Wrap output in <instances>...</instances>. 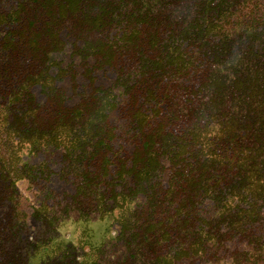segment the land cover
Wrapping results in <instances>:
<instances>
[{"label": "trees", "instance_id": "16d2710c", "mask_svg": "<svg viewBox=\"0 0 264 264\" xmlns=\"http://www.w3.org/2000/svg\"><path fill=\"white\" fill-rule=\"evenodd\" d=\"M49 145L61 212L118 210L116 264H264V0H0V264H27L15 183L46 170L19 152Z\"/></svg>", "mask_w": 264, "mask_h": 264}, {"label": "rangeland", "instance_id": "374dc122", "mask_svg": "<svg viewBox=\"0 0 264 264\" xmlns=\"http://www.w3.org/2000/svg\"><path fill=\"white\" fill-rule=\"evenodd\" d=\"M54 59L66 65L70 60L69 51L55 54ZM50 73L52 76L56 73L55 66ZM56 84L62 85L59 81ZM32 92L37 101L44 102L45 95L39 84L32 87ZM9 98L10 96L5 97L4 102ZM77 100L78 97L75 96L68 104L72 105ZM19 155L21 165L35 168L43 165L46 170L44 173L35 170L31 178L16 180L23 229L7 247L11 245V249L19 250L27 264H36L40 259L53 262L59 255L65 256V260H73V264H116L125 253L118 237V210L103 217L93 213L86 219L78 210L61 212L62 202L66 199L67 202L71 201L70 196L75 193L76 182L79 180L76 177L78 172L65 159V151L49 145L37 151L21 148ZM142 200V196L133 200L131 208H136ZM10 203V200L2 202L3 209L8 208ZM35 244L47 253L35 249ZM169 248L174 251L176 243H171ZM189 261L190 264H231L233 259L225 255L218 260L214 257H199L190 258ZM182 263L176 261L174 264Z\"/></svg>", "mask_w": 264, "mask_h": 264}]
</instances>
